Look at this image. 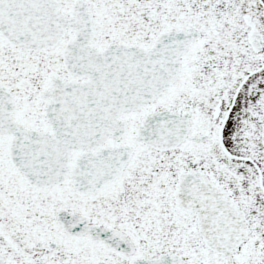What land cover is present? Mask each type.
<instances>
[{
	"label": "snow or ice",
	"instance_id": "1",
	"mask_svg": "<svg viewBox=\"0 0 264 264\" xmlns=\"http://www.w3.org/2000/svg\"><path fill=\"white\" fill-rule=\"evenodd\" d=\"M0 264H264V0H0Z\"/></svg>",
	"mask_w": 264,
	"mask_h": 264
}]
</instances>
